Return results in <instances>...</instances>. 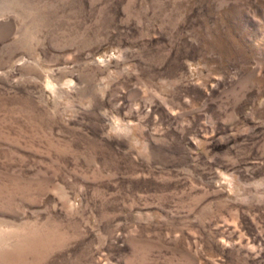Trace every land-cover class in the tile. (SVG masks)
I'll return each mask as SVG.
<instances>
[{"label":"rangeland","instance_id":"rangeland-1","mask_svg":"<svg viewBox=\"0 0 264 264\" xmlns=\"http://www.w3.org/2000/svg\"><path fill=\"white\" fill-rule=\"evenodd\" d=\"M0 264H264V0H0Z\"/></svg>","mask_w":264,"mask_h":264}]
</instances>
